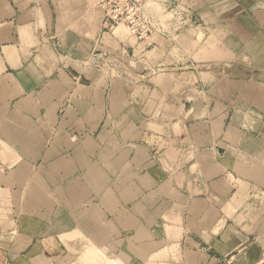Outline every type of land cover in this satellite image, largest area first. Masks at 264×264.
<instances>
[{"label": "crops", "instance_id": "crops-1", "mask_svg": "<svg viewBox=\"0 0 264 264\" xmlns=\"http://www.w3.org/2000/svg\"><path fill=\"white\" fill-rule=\"evenodd\" d=\"M158 1L0 0V264H264V0Z\"/></svg>", "mask_w": 264, "mask_h": 264}, {"label": "built area", "instance_id": "built-area-1", "mask_svg": "<svg viewBox=\"0 0 264 264\" xmlns=\"http://www.w3.org/2000/svg\"><path fill=\"white\" fill-rule=\"evenodd\" d=\"M149 0H97L105 15L108 28L124 25L138 39H146L152 32L144 17V7Z\"/></svg>", "mask_w": 264, "mask_h": 264}, {"label": "water", "instance_id": "water-1", "mask_svg": "<svg viewBox=\"0 0 264 264\" xmlns=\"http://www.w3.org/2000/svg\"><path fill=\"white\" fill-rule=\"evenodd\" d=\"M183 68H193L198 71H201V70H212V71H220V72L231 71V72H234L235 74L248 77V78L251 77V74H252L251 69L239 63L231 62V61H222V60L199 62V63L192 65L191 67L185 66Z\"/></svg>", "mask_w": 264, "mask_h": 264}, {"label": "rangeland", "instance_id": "rangeland-1", "mask_svg": "<svg viewBox=\"0 0 264 264\" xmlns=\"http://www.w3.org/2000/svg\"><path fill=\"white\" fill-rule=\"evenodd\" d=\"M157 3H162V4H166V2H165V0H160V1H158ZM175 15V14H174ZM219 36H221L220 34H219ZM206 37H209V32H207L206 34H204V36H203V38H202V40L203 41H206L204 44H203V48H202V51H203V53H204V55L208 52V51H210L211 49H216L217 48V50L220 52V53H222V51L227 47V46H225V45H218V46H216V45H212L211 44V40H208ZM219 41H220V39H219ZM241 52H242V50H240ZM240 51H239V53H240ZM241 55V54H240ZM206 61H210V60H203V62H206ZM220 61V60H219ZM184 63H186V64H188V65H193L194 63H195V61H192V60H188V61H186V62H184ZM179 63L178 62H176V61H172L171 62V65L173 66V65H178ZM209 72H211V71H208V73ZM221 74V73H224V72H220V71H217V72H215V73H211V74ZM224 74H226V73H224Z\"/></svg>", "mask_w": 264, "mask_h": 264}]
</instances>
